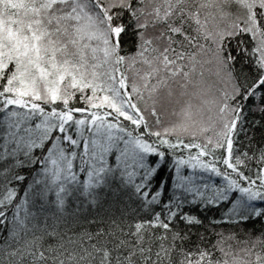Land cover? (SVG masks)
I'll return each instance as SVG.
<instances>
[{
  "label": "snow or ice",
  "instance_id": "snow-or-ice-1",
  "mask_svg": "<svg viewBox=\"0 0 264 264\" xmlns=\"http://www.w3.org/2000/svg\"><path fill=\"white\" fill-rule=\"evenodd\" d=\"M0 264H264V0H0Z\"/></svg>",
  "mask_w": 264,
  "mask_h": 264
}]
</instances>
